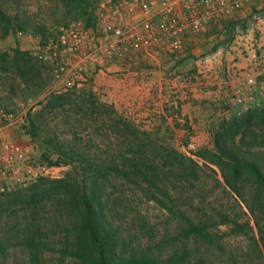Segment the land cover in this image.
I'll return each instance as SVG.
<instances>
[{"label":"rangeland","instance_id":"rangeland-1","mask_svg":"<svg viewBox=\"0 0 264 264\" xmlns=\"http://www.w3.org/2000/svg\"><path fill=\"white\" fill-rule=\"evenodd\" d=\"M70 5L68 0H0V11L18 18L25 17L42 27L40 29L45 36H50L69 20L80 16L75 12L79 9ZM257 17L264 18V8L255 9L247 17L238 19L239 29H244L248 20L253 22ZM2 25L4 23L0 21V106L17 109L20 103H24L27 109L26 124L21 129L22 132L20 129H6L3 136L31 142L35 155L41 160L43 155H48L51 160L56 159L58 156L56 148L59 147L65 151L72 150L79 155L83 154L90 161L126 165L125 158L135 155L139 142L144 144L143 148L147 154H152L155 149L161 152V147H172L180 153L189 155L195 150H212L213 131L222 120L256 111L240 112L238 106L230 102L229 85L223 82L232 77L228 71L232 65L227 68L222 65L223 68H220L218 73L217 70L206 76L202 72L195 74V78L193 76L189 78L191 81L195 79L200 85H212L219 89L217 92L220 99L219 114L198 115L202 121L207 116L208 120L210 119L209 127H202L203 129L193 121L189 123L191 119L187 118V123L185 120L181 123L182 125L186 123L187 126L184 127L189 132L187 135H179L176 133L177 127H172L177 120L175 117L169 121V115H125L116 110L99 88L97 74L89 84L72 87L59 93L52 91L51 67L29 54V41L16 28L2 37ZM28 34L41 35L34 32L26 33ZM16 49L23 54L16 56ZM137 56L142 61H148L147 57ZM218 78H221L220 86L217 85ZM261 109H264V106L257 110ZM182 117L177 115V118ZM31 121L35 128H32ZM28 130L32 131V135L27 132ZM195 132L203 133L204 135L200 137H203L204 141L209 139L208 143L211 146L189 148L190 137L196 135ZM248 147L250 148L244 150L264 160V139L259 137L254 145ZM198 161L202 162L200 159ZM60 165L63 168L59 172V177L41 178L26 189L0 197V238L14 241L28 233L26 223L32 216L45 232L42 239L60 245L68 216L63 207V199L68 190L66 187H70L73 179L79 182L85 179L89 182L94 176L93 170L85 171L86 163L80 164L75 161ZM210 167L215 172L210 168H204L202 177L192 182L168 174L159 184L160 186L165 183V187L161 186L163 191L154 186L150 187L146 181L139 180V184L134 185L112 174L108 175L106 180L99 178L102 199L106 203L107 219L112 225V232L123 239L122 247L130 250L134 247L152 246L156 253L166 255L180 244L171 238L178 233L183 224L176 216L179 209L193 220L204 218L205 213L216 215V211H221L238 222H248L250 227L246 228V234L235 235L230 230L231 224L219 225L218 228L228 235L223 239L221 249L214 246L207 248L206 264H264V246L258 242V248L254 243V240L260 238L255 225L256 219L262 215L258 210L253 213L249 211L240 199L224 185H220L217 182V178L221 180L220 171L214 165ZM58 179L64 180L65 184H58L53 190H48L49 187L56 185L53 180ZM35 185L37 190H46L49 193L35 205H27L32 209L29 211L25 203L19 200L15 202V196L24 197ZM164 191L169 196L164 194ZM153 194L171 205L172 212L163 204L156 202L152 198ZM170 196L174 204L170 203L168 199ZM48 230L54 231V234ZM160 242H163L162 246L159 245ZM196 245L200 247L199 242L190 243L194 251ZM194 255L192 258L196 257L197 253ZM60 257L58 252L49 250L42 253L44 264H74L69 259L62 262ZM0 264H29V252L22 246H11L3 253Z\"/></svg>","mask_w":264,"mask_h":264},{"label":"trees","instance_id":"trees-1","mask_svg":"<svg viewBox=\"0 0 264 264\" xmlns=\"http://www.w3.org/2000/svg\"><path fill=\"white\" fill-rule=\"evenodd\" d=\"M98 1L68 0V3L71 4V7L78 8L79 10H75V12L86 21L87 25H91L93 9ZM70 11L72 12V10ZM0 21L4 23L1 27L2 37H5L14 28L21 33H41L42 38L47 37L40 29L42 27L35 25L25 17L18 18L0 11ZM15 53L17 56L22 52L16 49ZM32 128H35L33 122ZM27 132L32 135V131L28 130ZM259 137L264 139V109H256L247 115H234L229 119L222 120L213 131V149L195 150L190 155L180 153L172 147H161V152L155 149L152 154H147L143 148L144 144L139 142L137 144L139 148L134 152L135 155L124 157L126 160L124 162H127L125 165V163L90 161L83 154L79 155L75 151H65L57 147L58 156L56 159L51 160L48 155H43L41 158L50 165L71 164L75 161L80 164L86 163L85 171H94V176L89 182H86L85 179L80 182L73 179L70 187H66L68 190L63 199V207L68 216L60 245L43 240L44 230L39 226V222L30 216V220L26 223L28 233L19 236L14 241L0 238V261L3 253L9 247L22 246L29 252V264H44L42 253L45 250L58 252L62 262L69 259L74 264H206L207 248L214 246L221 249L223 239L228 235L227 232L218 228L219 225L231 224L230 230L232 234L236 235L246 234V228L250 227L249 223L238 222L221 211H216V215L205 213L204 218L193 220L179 209L176 216L183 221V224L178 233L171 238L172 241H178L181 245L179 244L166 255L160 252L156 253L152 246L134 247L126 250L122 247L124 242L121 236L112 232V225L107 219L106 203L102 199L98 179L106 180L108 175L112 174L116 178L134 185H138L139 180L146 181L150 187L154 186L159 191H163L161 186L165 187V183L160 186L159 184L168 174L187 182L197 181L202 177L204 168H210L215 172L210 165L216 166L220 171L221 180L217 178L220 185H224L240 199L249 211L253 213L258 210L260 212L262 216L256 219L255 224L260 238L254 240V243L258 248V242L264 246V160L262 161L255 154L244 150L250 148L248 146L254 145ZM198 159L202 162L200 163ZM81 169L84 170V167L81 166ZM53 183L56 185L49 187L48 190H53L58 184H65L62 179L53 180ZM48 193L49 191L46 190H37V185H35L32 191L24 197L16 195L15 202L19 200L25 203V207L30 211L32 209L29 206L35 205ZM164 194L169 196L165 191ZM152 198L172 212L171 205L154 194ZM168 199L171 204H174L171 196ZM48 232L50 231L48 230ZM51 232L54 234V231ZM191 242H199L201 248L196 245L194 251L190 246ZM159 245L162 246L163 242H160ZM195 252L197 256L192 258V255L195 256ZM260 252L262 254L261 250Z\"/></svg>","mask_w":264,"mask_h":264},{"label":"built area","instance_id":"built-area-1","mask_svg":"<svg viewBox=\"0 0 264 264\" xmlns=\"http://www.w3.org/2000/svg\"><path fill=\"white\" fill-rule=\"evenodd\" d=\"M252 1L100 0L91 25L77 17L46 38L19 33L29 41V54L51 67L50 89L59 93L89 84L106 63L116 59L132 54L151 57L154 51L177 52L186 39L207 32ZM228 71L232 77L223 83L229 85L230 102L240 112L263 107L264 45L258 44L248 69L232 65ZM191 76L183 77L189 80ZM26 112L24 103L17 109L0 106V197L26 189L41 178L59 177L63 168L37 157L31 142L3 136L6 129H23Z\"/></svg>","mask_w":264,"mask_h":264},{"label":"crops","instance_id":"crops-1","mask_svg":"<svg viewBox=\"0 0 264 264\" xmlns=\"http://www.w3.org/2000/svg\"><path fill=\"white\" fill-rule=\"evenodd\" d=\"M259 8H264V0L252 1L232 17L212 25L207 32L186 39L177 52L154 51L146 62L132 54L106 63L97 73L98 86L115 109L125 115H169V121L175 117L177 120L172 127H177L179 135L189 132L184 127L187 118L191 119L189 123H197L200 129L209 127L208 116L202 121L198 115L219 114V89L200 85L195 79L186 80L183 76L190 74L195 78V74L202 72L210 76L229 65L250 66L258 44L264 45V18L253 22L248 20L242 30L237 20ZM237 37L240 43H236ZM216 81L220 86L221 78ZM177 115L183 117L177 118ZM184 120L186 123L182 125ZM199 133L190 137L189 148L211 146L209 139L204 141L200 137L204 134Z\"/></svg>","mask_w":264,"mask_h":264}]
</instances>
